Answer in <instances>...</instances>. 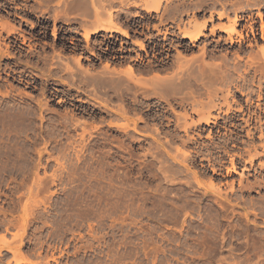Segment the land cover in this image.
Segmentation results:
<instances>
[{
    "label": "bare ground",
    "instance_id": "6f19581e",
    "mask_svg": "<svg viewBox=\"0 0 264 264\" xmlns=\"http://www.w3.org/2000/svg\"><path fill=\"white\" fill-rule=\"evenodd\" d=\"M256 6V0H0V11L33 16L37 29L25 36L10 13L0 15V59L16 66L25 58L15 73L18 84L32 87L38 79L44 88L49 81L67 87L66 99L84 97L81 103L110 119V127L136 132L142 125L149 147L158 146L184 174L150 152L164 181L241 206L244 221L264 228V208L243 199L264 189L258 161L264 154V14ZM49 25L52 44L44 42ZM47 48L50 56L41 53ZM51 89L46 93H62ZM223 172L238 174L237 189L233 181L216 183ZM245 172L259 179L248 182Z\"/></svg>",
    "mask_w": 264,
    "mask_h": 264
},
{
    "label": "rangeland",
    "instance_id": "374dc122",
    "mask_svg": "<svg viewBox=\"0 0 264 264\" xmlns=\"http://www.w3.org/2000/svg\"><path fill=\"white\" fill-rule=\"evenodd\" d=\"M256 1L253 8L264 14V0ZM7 11L20 33H37L35 17ZM242 50L251 51L247 44ZM41 53L52 54L49 48ZM24 61L14 66V59H0V264H264L260 221L252 226L241 206L164 181L158 161L178 174L180 168L158 146L149 147L142 125L136 132L110 127L82 97L66 99L67 87L50 81L49 90L62 93H46L38 79L36 86L18 84L15 73ZM150 152L163 156L155 160ZM258 161L264 163V154ZM241 178L259 179L252 172ZM238 179L223 172L216 183L233 181L237 189ZM243 199L264 208V189ZM244 225L252 229L248 234Z\"/></svg>",
    "mask_w": 264,
    "mask_h": 264
},
{
    "label": "flooded vegetation",
    "instance_id": "af4514ba",
    "mask_svg": "<svg viewBox=\"0 0 264 264\" xmlns=\"http://www.w3.org/2000/svg\"><path fill=\"white\" fill-rule=\"evenodd\" d=\"M3 12H5V13H7L8 11L6 10V11H3ZM19 15H21V17H22V15L23 14H21V13H19V12H17ZM26 17V16H25ZM15 20V19H14ZM20 20H24V18H21Z\"/></svg>",
    "mask_w": 264,
    "mask_h": 264
}]
</instances>
